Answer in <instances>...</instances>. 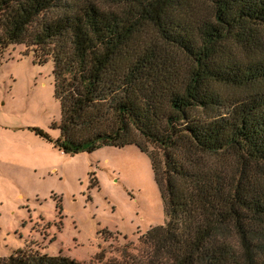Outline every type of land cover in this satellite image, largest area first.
<instances>
[{
    "label": "trees",
    "instance_id": "trees-1",
    "mask_svg": "<svg viewBox=\"0 0 264 264\" xmlns=\"http://www.w3.org/2000/svg\"><path fill=\"white\" fill-rule=\"evenodd\" d=\"M17 44L54 62L61 133L38 135L151 156L169 219L107 264H264V0H0V59Z\"/></svg>",
    "mask_w": 264,
    "mask_h": 264
},
{
    "label": "rangeland",
    "instance_id": "rangeland-1",
    "mask_svg": "<svg viewBox=\"0 0 264 264\" xmlns=\"http://www.w3.org/2000/svg\"><path fill=\"white\" fill-rule=\"evenodd\" d=\"M29 52L17 44L0 59V256L32 248L107 264L125 249L137 255L169 219L150 154L136 144L64 153L38 135L60 136L62 104L54 62Z\"/></svg>",
    "mask_w": 264,
    "mask_h": 264
}]
</instances>
